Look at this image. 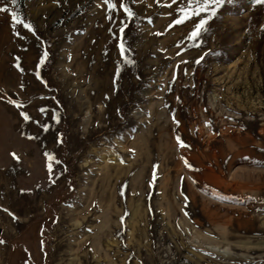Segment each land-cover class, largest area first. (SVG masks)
I'll list each match as a JSON object with an SVG mask.
<instances>
[{
	"label": "rangeland",
	"instance_id": "rangeland-1",
	"mask_svg": "<svg viewBox=\"0 0 264 264\" xmlns=\"http://www.w3.org/2000/svg\"><path fill=\"white\" fill-rule=\"evenodd\" d=\"M124 2L0 0V264H264V4Z\"/></svg>",
	"mask_w": 264,
	"mask_h": 264
},
{
	"label": "snow or ice",
	"instance_id": "snow-or-ice-1",
	"mask_svg": "<svg viewBox=\"0 0 264 264\" xmlns=\"http://www.w3.org/2000/svg\"><path fill=\"white\" fill-rule=\"evenodd\" d=\"M18 0H11L12 4H16ZM55 2H59V0H55ZM160 0H157V3H159ZM176 0H172V3H175ZM230 2V0H186V3L181 4V6L178 7L177 11L179 12V17L175 19L172 23L173 24H181L185 21L193 20V18H196L193 20V27L191 31L188 34L189 41L193 42L195 46H199V43L201 42V36L203 32L207 31V23L210 19L215 17L218 14V10L221 9L226 3ZM254 4L262 5L264 4V0H252ZM103 3L107 6L108 9V18L111 20L113 19L112 13L119 12L121 9L126 14L125 19H131L134 16V13L132 9L124 2V0H120L119 7L117 6L116 0H103ZM167 6H171V4H168ZM8 11L7 4H5L3 7H0V12ZM203 14V15H202ZM11 20L14 23L22 24L24 28L28 29L29 31L35 32L34 28L30 23H25L22 19L18 18V15L16 12L12 11L10 13ZM172 25L170 24L169 27ZM127 27V24L125 23V20L120 21V26L118 29L119 33V50L120 55L125 58L126 63H134V61L129 60L125 53L126 51H129L130 49L126 48L125 44V37H124V31ZM19 34V33H17ZM48 52L45 50L41 54L39 61L36 65L37 70V77L42 79V77L39 76V68L40 66L45 62V59L48 56ZM202 59V57H201ZM199 62V61H197ZM17 67H19V64H17ZM23 71V69H21ZM46 84V81H44ZM21 88H23V84L20 85ZM10 103L17 104L16 101L10 100ZM21 105L17 104V107H20ZM40 111H45V109L41 108ZM21 116L24 118V120H29L31 117L26 112H21ZM58 119V118H57ZM177 123H179L177 121ZM45 130H47V125L43 126ZM178 142L183 146L184 142L180 140L179 137H177ZM15 156V153L12 154ZM46 155H48L46 153ZM18 159V157H16ZM190 166V165H189ZM51 167V166H49ZM3 241H0L2 243Z\"/></svg>",
	"mask_w": 264,
	"mask_h": 264
},
{
	"label": "bare ground",
	"instance_id": "bare-ground-1",
	"mask_svg": "<svg viewBox=\"0 0 264 264\" xmlns=\"http://www.w3.org/2000/svg\"><path fill=\"white\" fill-rule=\"evenodd\" d=\"M1 186V185H0ZM5 187V186H4ZM9 187V186H8ZM117 213V212H116ZM109 216V215H108ZM104 232V231H103ZM107 234V233H106ZM103 235V234H102ZM103 239V238H102Z\"/></svg>",
	"mask_w": 264,
	"mask_h": 264
},
{
	"label": "water",
	"instance_id": "water-1",
	"mask_svg": "<svg viewBox=\"0 0 264 264\" xmlns=\"http://www.w3.org/2000/svg\"><path fill=\"white\" fill-rule=\"evenodd\" d=\"M1 232H2V230H1V228H0V235H1Z\"/></svg>",
	"mask_w": 264,
	"mask_h": 264
}]
</instances>
